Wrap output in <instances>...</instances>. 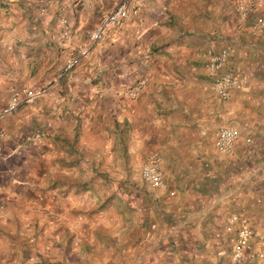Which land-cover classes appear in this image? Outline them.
<instances>
[{"label":"crops","instance_id":"crops-1","mask_svg":"<svg viewBox=\"0 0 264 264\" xmlns=\"http://www.w3.org/2000/svg\"><path fill=\"white\" fill-rule=\"evenodd\" d=\"M239 1L0 0V108L50 85L0 120V264H247L221 254L234 212L264 249V35L252 29L264 0L246 20ZM123 3L131 14L64 72ZM228 45L224 70L249 82L223 100L204 63ZM141 80L137 97L120 93ZM224 125L240 131L229 154L214 137ZM152 154L175 194L142 178L158 195L147 208L92 195L94 177L108 192L110 170Z\"/></svg>","mask_w":264,"mask_h":264},{"label":"built area","instance_id":"built-area-1","mask_svg":"<svg viewBox=\"0 0 264 264\" xmlns=\"http://www.w3.org/2000/svg\"><path fill=\"white\" fill-rule=\"evenodd\" d=\"M252 3L261 4L262 0H241L237 3V12L241 19L246 20L248 18L251 6L253 5ZM130 14L131 9L126 3L118 5L111 12L106 14L98 27L89 33L83 47L78 50L76 55L68 59L64 72H68L78 66L81 59L91 52L92 47L105 38L108 30L112 26L121 23ZM61 22L65 27L63 34L65 37L69 38L71 35V27L67 23V20L63 19ZM252 29L254 32H260L264 35V18L254 21ZM234 51L235 49L232 45H228L220 50L209 48L204 63L205 69L214 76L213 85L217 95L223 100H227L230 97L233 88H244L249 82V77L246 74H237L234 71L224 70L225 64ZM145 84L146 81L141 80L131 88L120 91V93L135 98L139 95L141 88ZM49 87L50 85L47 84L32 88L22 87L15 89L7 104L0 108V120L17 111L22 104L33 103L40 95L47 94L49 92ZM4 135V132L0 131V139L3 138ZM239 136V129L233 125L219 127L214 132L217 149L223 154H229L233 151ZM141 175L144 181L152 188L175 194V191L170 190L156 154L150 155L145 161L141 169ZM226 231L229 234L231 246L229 249L221 251V254L230 255L234 260L238 261L244 259L254 261L257 258L264 261V249L257 250L255 248L254 239L256 233L251 227L249 218L245 213H232L228 219ZM218 235L220 236V234Z\"/></svg>","mask_w":264,"mask_h":264},{"label":"rangeland","instance_id":"rangeland-1","mask_svg":"<svg viewBox=\"0 0 264 264\" xmlns=\"http://www.w3.org/2000/svg\"><path fill=\"white\" fill-rule=\"evenodd\" d=\"M144 156H140V158L134 157L133 159H128L127 164L129 165L128 168L122 171L120 168H114L110 170V177H108V184H109V191L102 193L103 191L100 190L101 185H104V181L101 184V178L104 179L105 177H94L98 184V189L93 191L92 195H98V199L100 201H104L106 198L109 200H122L129 202L130 200L134 199L136 201H140L142 208H147L145 202H147L148 198L150 199H157L158 195L152 193L149 196L150 191L145 189L146 185L141 184L143 181L141 176V167L144 162ZM147 159V158H146ZM145 159V160H146ZM117 166V165H116ZM105 186H108L105 184ZM148 195L149 197H147ZM247 264H264V261L257 258L254 261L247 260Z\"/></svg>","mask_w":264,"mask_h":264}]
</instances>
